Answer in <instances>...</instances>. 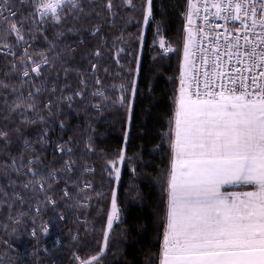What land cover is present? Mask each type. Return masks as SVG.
I'll return each instance as SVG.
<instances>
[{"label":"snow or ice","instance_id":"snow-or-ice-1","mask_svg":"<svg viewBox=\"0 0 264 264\" xmlns=\"http://www.w3.org/2000/svg\"><path fill=\"white\" fill-rule=\"evenodd\" d=\"M93 3L94 0H88V4ZM121 4L135 9L133 0H121ZM153 4L154 0H141L142 6L138 11L142 12L145 25L152 22ZM103 7L107 8L108 23L112 26V18L117 14L113 0H107ZM93 12L96 17L101 16L95 9L86 11L84 0H0V48L4 49L5 56L14 58L9 62L10 69L5 75L19 77V87L0 79V89L10 88L16 94L11 104L5 98L4 105L10 114H19L22 124H36L37 120L31 119L29 113L37 111L38 97L43 91L55 93L57 90L55 85L47 89V80L42 78L45 68L54 69V60L61 59L59 53L54 56L48 53L54 51L65 32L57 31L55 39L48 42L49 47L35 56L30 53L29 37L34 39L37 33L43 35L47 24L59 26L69 18L78 22ZM183 16V49L176 77L178 86L173 97L169 131L165 134L171 159L163 181L166 200L156 264H264V0H186ZM101 28V24H96L90 31L91 36L99 37V46L90 53L97 62L91 63L89 73L95 77L98 87L90 95L105 102L111 100L113 105L126 104L127 111L131 113L132 100L125 95L109 96V90L97 75L103 56L101 49L107 43L106 38L100 35ZM78 31L75 23L67 29L73 35ZM161 31L158 24L155 35L159 38L163 55H169L176 49L164 41ZM9 37H14L15 43L10 42ZM143 38L142 30L139 39L142 41ZM45 40L48 41L46 36ZM122 43L123 35L113 38L112 59L119 67H124L120 56L126 50L118 47ZM15 48L22 49L19 55ZM67 51L74 53L75 49L68 48ZM135 60L137 68L129 71L138 74L140 57L137 55ZM61 63L66 79L70 71L79 74V68L69 66L65 60ZM104 72L108 73L109 69L105 67ZM79 83V90L61 97L69 107L74 97L85 96L87 80L81 76ZM25 84L31 85L27 95L20 90ZM129 87L134 95L138 90L136 75L132 76L130 86L111 85V89L120 93L127 92ZM44 107L51 110V99ZM92 107L100 110L102 105L93 104ZM39 122L44 124L43 116ZM60 127L64 128L63 122ZM15 131L21 133L22 129L17 127ZM124 136L127 139V131ZM0 141L4 142V150H7L11 143L7 130L0 129ZM69 142L56 145L55 152L68 157L59 168L40 167L42 160L39 155L30 156L25 163L27 151L36 150L32 141L23 139L19 156L13 157L7 165L17 175H28L19 187L34 195L42 193L46 203L55 206L56 201L48 193L54 184L60 182L63 174H69L65 178L67 184L72 179L70 174L75 171L76 161L71 158L73 149L66 147ZM35 143L42 147L49 143L46 124ZM86 146L91 152V144ZM125 159L121 150L116 160L106 162L105 171L111 179L120 181L121 172L116 165ZM83 171L94 170L85 166ZM16 184L10 179V186ZM80 184L82 186H73L79 187L80 193H85L84 201L90 200L91 196L86 193L92 189L91 182L81 181ZM230 188L247 190L230 191ZM70 195L65 188L63 196ZM96 195L104 194L97 192ZM0 196L3 197L0 206L7 203L10 211L12 199L24 203V195L20 192L14 191L10 197L0 189ZM77 203L89 207L79 199ZM103 211L99 209V213ZM120 216L118 188L112 187L103 241L99 242L94 255L85 258L74 253L76 264H102L111 238L110 230ZM14 222L20 221L17 218ZM149 264H152L151 260Z\"/></svg>","mask_w":264,"mask_h":264},{"label":"trees","instance_id":"trees-1","mask_svg":"<svg viewBox=\"0 0 264 264\" xmlns=\"http://www.w3.org/2000/svg\"><path fill=\"white\" fill-rule=\"evenodd\" d=\"M106 2L94 0L93 4H88V0H84L85 10L95 9L101 13L99 18L95 12L91 16L82 17L78 22L69 18L59 26L47 24L43 35L37 33L34 39L29 37L32 45L30 53L35 56L49 47L48 42L55 39L57 31L65 32L57 41L54 51L48 53L50 56L59 53L61 59L54 60V69L45 68L42 78L47 80V89L55 85L57 90L55 93L43 91L38 97L37 111L29 113L31 119L37 120L36 124H22L18 113L10 114L4 101L6 98L11 104L16 94L10 88L0 89V129L7 130L11 140L7 150H4V142L0 141V189L10 197L14 191L24 195L23 204L14 199L10 201L11 211L7 203L0 206V264H76L74 253L85 258L94 255L98 251L99 242L103 241V227L106 225L112 187L118 188L121 216L110 230L111 238L102 264H149V260L156 264L163 235L166 200L163 191L166 185L163 181L166 180L171 159L165 134L169 131V120L174 108L173 97L178 86L176 77L179 75V60L183 49L181 31L186 0H154L153 19L148 25L143 23V14L138 11L142 6L141 0H133L135 9L123 6L121 0H113L117 14L112 18V26L108 23L107 8L103 7ZM16 7L19 8V4ZM74 23L79 30L76 35L67 32ZM96 24L102 25L100 35L107 41L101 49L103 56L99 61L97 75L109 90V96L114 98L125 95L132 100L131 113L127 111L126 104L117 106L111 100L105 102L100 97L90 95L98 87L95 85V77L89 75L91 63L97 62L90 57V53L99 46V37L90 35ZM158 24L164 41L176 49L169 55H163L159 38L155 35ZM142 30L144 38L141 41L139 36ZM120 35H123L124 43L118 47L126 50L120 56L124 67L117 66L112 59L113 38ZM9 41L15 43V38L9 37ZM68 48L75 49V52H68ZM14 51L19 55L22 49L15 48ZM3 52L4 49L0 48V79L19 87L18 75H5L10 69L9 62L14 58L5 56ZM137 55L140 57L138 74L129 71L137 68ZM61 60L67 61L73 68H79V74L70 71L66 79ZM105 67L109 69L108 73L104 72ZM133 75H136L138 86L134 95L130 87L125 93L111 89L113 84L130 86ZM81 76L87 80L85 96L74 97L69 107L61 97L81 88ZM20 90L27 95L31 85L25 84ZM49 99L52 101L51 110L44 107ZM93 104H101L102 107L97 110L92 107ZM41 116L44 117V124L39 122ZM61 122L64 128L60 127ZM45 124L49 143L42 147L35 140L43 133ZM17 127L22 129L21 133L15 131ZM126 131L127 139L124 136ZM23 139L32 141L36 150L27 151L25 163L30 156L39 155L42 164L38 166L57 168L68 157L55 152L56 145L70 141L66 147L73 149L71 158L76 161L75 171L70 174L72 179L67 184L65 178L69 174H63L60 182L54 184L53 190L48 193L56 201L55 206L47 204L42 193L34 195L25 192L19 184L28 175H17L7 167L13 157L19 156ZM89 143L91 152L86 146ZM121 150L126 159L116 165L121 172V179L117 182L109 177L105 168L106 162L116 160ZM85 166L94 171L84 172ZM9 177L17 182L15 186H10ZM81 181H90L92 184V189L86 193L91 196L88 201L83 199L85 193H80L79 187L73 186H82ZM65 188L71 193L69 197L63 196ZM97 192L104 195L98 197ZM0 199L3 197L0 196ZM78 199L81 203H88L89 207H82L77 203ZM101 208L104 209L103 213H99ZM21 212L23 216L19 215ZM17 218L19 223L14 222Z\"/></svg>","mask_w":264,"mask_h":264},{"label":"crops","instance_id":"crops-1","mask_svg":"<svg viewBox=\"0 0 264 264\" xmlns=\"http://www.w3.org/2000/svg\"><path fill=\"white\" fill-rule=\"evenodd\" d=\"M229 190H230V191H244V190H247V189H235V188H230Z\"/></svg>","mask_w":264,"mask_h":264},{"label":"rangeland","instance_id":"rangeland-1","mask_svg":"<svg viewBox=\"0 0 264 264\" xmlns=\"http://www.w3.org/2000/svg\"><path fill=\"white\" fill-rule=\"evenodd\" d=\"M181 33H182V41H183V35H184V32H183V25H182V31H181ZM119 168V167H118Z\"/></svg>","mask_w":264,"mask_h":264},{"label":"built area","instance_id":"built-area-1","mask_svg":"<svg viewBox=\"0 0 264 264\" xmlns=\"http://www.w3.org/2000/svg\"><path fill=\"white\" fill-rule=\"evenodd\" d=\"M202 14V13H201ZM183 28H184V22H183Z\"/></svg>","mask_w":264,"mask_h":264}]
</instances>
